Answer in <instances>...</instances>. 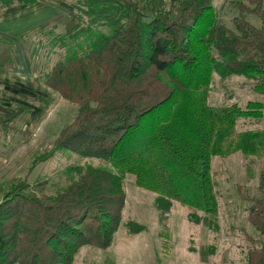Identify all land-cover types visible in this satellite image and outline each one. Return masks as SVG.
<instances>
[{"label": "trees", "instance_id": "obj_1", "mask_svg": "<svg viewBox=\"0 0 264 264\" xmlns=\"http://www.w3.org/2000/svg\"><path fill=\"white\" fill-rule=\"evenodd\" d=\"M245 1L232 19L236 32L215 19L211 0L72 5L62 22L65 39L95 24L108 25L110 32L87 53L56 61L46 74V86L76 104L77 113L34 162L68 149L108 161L113 171L74 166L77 178L52 195L39 184L37 193L25 180L9 181L0 199V264H71L84 245L109 246L120 222L126 173L156 194L163 214L177 201L193 209L195 222L201 211L216 226L212 158L238 151L264 156L262 131L235 133L238 118L263 117L261 102L219 109L206 104L214 70L255 79L254 90L264 94V0ZM14 5L33 10L44 0H0V11ZM244 13L257 15L260 27ZM22 111H0V125L13 129L10 121ZM258 190L259 197L248 198L247 220L259 233V246L248 253L247 264H264V168ZM139 226L130 223L132 231Z\"/></svg>", "mask_w": 264, "mask_h": 264}, {"label": "rangeland", "instance_id": "obj_2", "mask_svg": "<svg viewBox=\"0 0 264 264\" xmlns=\"http://www.w3.org/2000/svg\"><path fill=\"white\" fill-rule=\"evenodd\" d=\"M63 1L68 10L59 19L29 28L18 37L0 36V111L23 107L15 120L10 121L13 129L0 125V199L13 179L25 180L29 189L37 193L35 185L39 184L44 194L52 195L77 178L76 171L71 169L74 166L91 165L113 171L108 161L68 149L56 150L48 159L34 162L53 146L60 131L77 113L76 104L46 86V74L56 61L87 53L110 32L108 25L95 24L74 39H65L62 22L78 0ZM211 1L215 19L236 32L232 19L240 15L237 4L245 0ZM18 6L32 11L25 5ZM45 16L47 13L26 21L34 26ZM244 18L254 27L261 25L253 13H244ZM213 53H216L214 49ZM254 85L255 79L238 74L223 76L214 70L206 104L219 109L232 104L243 108L249 101L261 102L263 117L238 118L235 133L262 131L264 134V94L255 91ZM262 168L264 156L245 157L240 151L228 157L212 158L218 202L216 226L209 225L208 215L201 211L196 213L202 219L195 222L189 217L193 209L177 201H172L163 214L155 204L156 194L137 186L134 175L124 174L120 222L111 243L106 248L80 247L71 264H247L248 253L259 246V233L247 220L251 204L248 198L260 196L258 181ZM130 223L140 225L139 230L132 231Z\"/></svg>", "mask_w": 264, "mask_h": 264}, {"label": "crops", "instance_id": "obj_3", "mask_svg": "<svg viewBox=\"0 0 264 264\" xmlns=\"http://www.w3.org/2000/svg\"><path fill=\"white\" fill-rule=\"evenodd\" d=\"M66 6V2L63 0H47L41 8L27 12L28 10L24 6L14 5L0 13V36L18 37L24 35L29 28L40 27L59 19L62 13L66 9L68 10ZM51 9L53 11L49 12ZM46 13L48 16H45L43 20H39L34 26L28 25L30 21H26L27 19L30 20L36 15L41 16ZM18 21H22V23H18ZM8 29H10L9 33H5L4 30Z\"/></svg>", "mask_w": 264, "mask_h": 264}]
</instances>
